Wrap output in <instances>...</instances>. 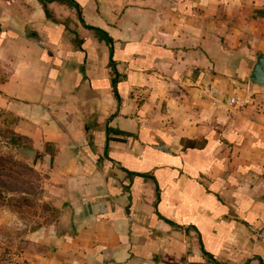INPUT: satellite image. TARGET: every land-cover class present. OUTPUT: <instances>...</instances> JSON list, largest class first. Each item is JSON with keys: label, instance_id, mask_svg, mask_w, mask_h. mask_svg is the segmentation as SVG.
<instances>
[{"label": "crops", "instance_id": "obj_1", "mask_svg": "<svg viewBox=\"0 0 264 264\" xmlns=\"http://www.w3.org/2000/svg\"><path fill=\"white\" fill-rule=\"evenodd\" d=\"M0 25V111L58 207L38 264H264V0H0Z\"/></svg>", "mask_w": 264, "mask_h": 264}, {"label": "rangeland", "instance_id": "obj_2", "mask_svg": "<svg viewBox=\"0 0 264 264\" xmlns=\"http://www.w3.org/2000/svg\"><path fill=\"white\" fill-rule=\"evenodd\" d=\"M15 123L0 111V264H38L48 248L38 232L55 226L58 207L49 197L47 167Z\"/></svg>", "mask_w": 264, "mask_h": 264}, {"label": "water", "instance_id": "obj_3", "mask_svg": "<svg viewBox=\"0 0 264 264\" xmlns=\"http://www.w3.org/2000/svg\"><path fill=\"white\" fill-rule=\"evenodd\" d=\"M249 81L254 87H264V54L260 53L256 57L255 65L250 73Z\"/></svg>", "mask_w": 264, "mask_h": 264}, {"label": "trees", "instance_id": "obj_4", "mask_svg": "<svg viewBox=\"0 0 264 264\" xmlns=\"http://www.w3.org/2000/svg\"><path fill=\"white\" fill-rule=\"evenodd\" d=\"M97 31H99L103 36H106L103 32H101L100 30L96 29ZM108 40V38H106Z\"/></svg>", "mask_w": 264, "mask_h": 264}, {"label": "built area", "instance_id": "obj_5", "mask_svg": "<svg viewBox=\"0 0 264 264\" xmlns=\"http://www.w3.org/2000/svg\"><path fill=\"white\" fill-rule=\"evenodd\" d=\"M2 31V26L0 25V32Z\"/></svg>", "mask_w": 264, "mask_h": 264}]
</instances>
